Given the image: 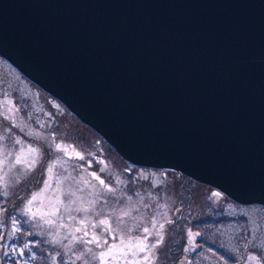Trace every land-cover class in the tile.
Here are the masks:
<instances>
[{
	"label": "water",
	"instance_id": "water-1",
	"mask_svg": "<svg viewBox=\"0 0 264 264\" xmlns=\"http://www.w3.org/2000/svg\"><path fill=\"white\" fill-rule=\"evenodd\" d=\"M0 56L127 162L264 206V0H0Z\"/></svg>",
	"mask_w": 264,
	"mask_h": 264
},
{
	"label": "rangeland",
	"instance_id": "rangeland-1",
	"mask_svg": "<svg viewBox=\"0 0 264 264\" xmlns=\"http://www.w3.org/2000/svg\"><path fill=\"white\" fill-rule=\"evenodd\" d=\"M5 94L8 99L13 100L14 107L18 109L14 113H7V106L4 103ZM4 115H12L18 127L12 126L8 120L3 119ZM37 132L42 138L36 136ZM0 135L4 136V139L0 140V160L5 159V149L2 146H6L9 151L18 149L14 144L17 137L25 145L31 144L41 150V155L37 157V165L31 172L20 167L11 165L5 167L0 164V177H3V180H0V189L10 190L6 197L16 200L20 205L17 212L23 218L26 217L25 220L28 217L21 214V209L34 192L40 195L32 205L33 211L37 209L49 211L48 206L50 202L55 204L56 195H59L60 200L66 204L65 197L69 191H75L76 196L82 198L83 206L87 207V201L93 197L90 195V186L86 187L80 181L88 180L89 185H96L91 191H103L99 182L90 175L95 171L116 191L114 194L105 193V198L99 200L94 210H90L87 215L93 222L108 215L109 225L115 231L105 235L103 239L107 240L108 246L111 244L118 246L113 250L114 253L120 251L121 239L127 243L129 235H142L143 227L152 228V221L155 219L154 231L159 230L160 223H165L166 227L164 230H159L163 236L161 245L152 251L154 264H248L246 258L249 254L257 256L254 264H264V206L239 205L222 193L219 198L211 197V193L216 191L213 187L184 174L170 169L147 168L127 162L59 100L27 80L1 56ZM56 143L61 144L62 148L57 150ZM65 147L68 148L69 156L64 155ZM76 152H80L85 159H78ZM53 160L58 163L53 172L48 173V164ZM101 168L104 169L102 173ZM126 169H135V171L129 172L125 171ZM162 173L167 175L161 176ZM141 174H149L148 180H145ZM58 178L59 192L55 182ZM117 178L122 183L117 184ZM45 179L51 181L47 189L43 183ZM5 182L7 189L4 188ZM41 189L45 191L42 192ZM128 197L131 199L129 200ZM69 198L75 199V197ZM121 200L123 203H120ZM78 206L80 205L74 207ZM121 210H128L130 215L121 218ZM71 214L77 221L86 215L75 210ZM60 215L62 217L60 223L70 224L72 226L70 230L74 231L75 227L79 226L78 223L67 220V213L61 212ZM121 219L124 221L123 224L120 223ZM169 219L174 223L167 224ZM25 225L26 231L29 230L30 224ZM129 228L132 229L131 234L128 232ZM92 230L97 233L103 231V229ZM189 230L193 233L200 232L201 235L195 236L193 241L189 242L187 239ZM31 231L39 233L38 229ZM91 232L88 238H91ZM67 234V231L62 229L58 238L66 237ZM26 239L30 238L26 237ZM47 239L49 237L43 233L32 238L33 247L27 250L24 256L26 264H52L51 257L61 251L67 252V249L40 243L41 240ZM156 239V236L149 237V243H154ZM72 247L77 254L83 251V247L79 244H73ZM184 247H188L191 251L184 252ZM92 248L93 252L87 254L88 262L99 264V259L93 261L92 256H98V252L106 248L97 249L94 245ZM33 253L36 255L35 260L31 259ZM144 255L145 253H139L138 258ZM63 260L66 264L67 254L64 255ZM56 264H61L59 257ZM80 264L84 262L81 261ZM109 264H125V262L112 261L109 258Z\"/></svg>",
	"mask_w": 264,
	"mask_h": 264
},
{
	"label": "snow or ice",
	"instance_id": "snow-or-ice-1",
	"mask_svg": "<svg viewBox=\"0 0 264 264\" xmlns=\"http://www.w3.org/2000/svg\"><path fill=\"white\" fill-rule=\"evenodd\" d=\"M5 105L7 106V113H14L18 109L14 107V102L11 99L7 98V94H5ZM3 119L8 120L12 126L18 127L15 123V119L12 115H4ZM43 127V125H41ZM10 134V130H9ZM27 135H32V133H27ZM37 137L42 138L40 133H36ZM4 136L0 135V140H3ZM14 144L18 146L17 150L9 151L7 150L6 146L4 147V160H0V164H3L5 167L8 165H11L12 167H20L23 168L29 172H31L37 165V157L41 155V150L38 147H34L31 144L25 145L24 142L19 138H15ZM70 147V146H68ZM55 148L57 150L62 148V145L59 143L55 144ZM64 155L69 156L70 153L68 152V148H64ZM76 157L80 160H84L85 157L80 153H75ZM11 157V159H8ZM58 161L53 160L51 163L48 164L47 172L52 173L54 167ZM104 171L103 168L100 169V172L102 173ZM125 171L133 172L135 169H126ZM7 173H5V176ZM90 175L99 182V185L102 186L103 191L95 192L91 191L92 189L96 188V185H89L88 180H81L80 183L84 184L86 187L90 186V195L93 197L92 199L87 201V207H84L82 204V198L76 196L75 191H69L65 197L67 200V203L65 204L63 201L60 200L59 195L55 196V204H51L48 206L49 211L45 212L42 209H37L36 211H33L32 205L34 201L37 200L40 193H32L31 198L26 200V203H24L23 208L21 209V214L23 216H27L28 219L24 220V224H30V228L27 231L22 232L20 224L17 220V218L13 217L11 219L10 225H11V231H0V239H3L5 237L11 239L13 237H17L18 234L20 236L29 237L28 240H21L20 245L17 246L15 243L13 245H6L5 247H9L11 250L12 255H19L24 256L26 254V251L33 247V240L32 238L35 237V235L39 233L46 234L49 239L47 240H41L40 243L45 244H51L54 246H57L61 249H67V252H58L55 256L51 257L52 264H56L57 257H59L61 264H65L63 257L65 254L68 256V261L66 264H80L81 261L84 262V264H89L87 259V254L93 252L92 246L94 245L97 249L106 248V250H100L98 252V256L93 255L92 260L95 261L97 258L99 259V264H109V258H111L112 261L116 260H124L125 264H154L152 251L154 249H157L162 241L163 236L161 235V231L164 230L166 225L165 223L159 224V230H155L156 228V221L153 219L152 221V228L149 227H143L142 229V235L140 236H131L129 235L128 241L124 239H121L120 241V251L118 253H114L113 250L117 249L118 246L116 244H111L110 246L107 245V242L103 239L105 235L112 234L115 230L110 227L109 225V217L108 215H105L103 219H99L97 222H93L90 219V216L87 215L90 210H94L95 206L97 205L98 201L102 198H105V193L114 194L116 189L112 186H110L108 183L105 182L104 179H101L100 176L97 174V172L93 171L90 173ZM143 175V178L145 180H148L149 174H141ZM155 175V174H153ZM161 176H166L167 174L162 173ZM131 179V178H130ZM0 180H3V177H0ZM57 184V192L60 190V179L58 178L56 181ZM45 185V189H47L50 186V179H45L43 181ZM117 184L122 183V181L117 178L116 180ZM4 188L7 189V183H4ZM45 189H41V191H45ZM79 190V189H78ZM8 195V192L6 190L0 192V199L3 197H6ZM221 196L220 192L213 191L211 193V197H217L219 198ZM69 197H75V199H70ZM130 200L131 197H128ZM120 203H123V200L120 201ZM80 205L78 207H74L76 205ZM75 210L76 212H83L86 215L80 219L79 221L76 220V217L71 214V212ZM64 212L67 213V220L73 221L74 223H78L79 226L75 227L74 231L70 230L71 225L67 222L60 223V220L62 219L60 213ZM130 215V212L128 210H121L120 211V217H128ZM31 222V223H30ZM120 223L123 224V219L120 220ZM174 221L169 219L167 220V224L171 225ZM5 227V224L3 221H0V228ZM103 229L102 232L97 233L96 231L91 232V238L89 237V231L88 229ZM31 229H38L39 233H35L31 231ZM67 231V236L63 238H58L59 233L61 230ZM129 234H131L132 229H128ZM82 233L83 235H80ZM201 235L200 232L193 233L191 230L187 232V239L189 242H192L195 236ZM156 236L157 239L154 243H149V237ZM65 240L67 243H65ZM73 244H79L83 247V251L79 252L77 254L76 250L72 247ZM194 247H197L194 245ZM184 252H189L191 249L188 247H184ZM139 253H145V255L142 258H138ZM9 255L8 252H5V256ZM130 257V258H129ZM31 259L35 260L36 255L35 253L32 254ZM247 262L248 264H254V262L257 260L256 255L249 254L247 256Z\"/></svg>",
	"mask_w": 264,
	"mask_h": 264
},
{
	"label": "flooded vegetation",
	"instance_id": "flooded-vegetation-1",
	"mask_svg": "<svg viewBox=\"0 0 264 264\" xmlns=\"http://www.w3.org/2000/svg\"><path fill=\"white\" fill-rule=\"evenodd\" d=\"M6 191L8 193L10 192V190H6ZM0 192H2L1 189ZM19 207L20 205L16 203L15 199H8L7 197H3L2 199H0V221H3L5 224V227L0 228V231H7V232L11 231L10 222L13 217L17 218L21 227V231L22 232L26 231V225L23 223L26 217L23 218L21 215L18 214L17 211ZM88 231L91 232L93 230L92 228H90V230ZM21 240H27V239L25 236H20L19 234L17 237H13L11 239L7 237L0 239V264H12V262L13 264H19L21 262L26 264V258L24 257L25 255L24 256L12 255L10 248L5 247L6 245H13L14 243L17 246H22L20 245ZM104 240L107 242L106 239ZM5 252H8L9 255L5 256Z\"/></svg>",
	"mask_w": 264,
	"mask_h": 264
}]
</instances>
